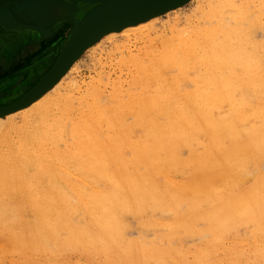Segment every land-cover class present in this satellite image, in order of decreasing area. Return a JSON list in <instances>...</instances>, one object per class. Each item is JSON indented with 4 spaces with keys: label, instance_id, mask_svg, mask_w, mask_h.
<instances>
[{
    "label": "bare ground",
    "instance_id": "6f19581e",
    "mask_svg": "<svg viewBox=\"0 0 264 264\" xmlns=\"http://www.w3.org/2000/svg\"><path fill=\"white\" fill-rule=\"evenodd\" d=\"M89 1L43 0L37 9L36 0H0L5 33L44 40L71 27L47 74L0 105L25 103L0 113V264H264V173L247 175L264 158V0H200L183 23V9L197 1L187 0L93 37L90 24L77 33L95 7L86 9ZM40 11L56 19L44 32L23 19ZM170 16L177 20L161 32ZM116 37L157 48L127 60L131 82L145 90L126 95L114 83L107 97L100 75L87 89L75 77L67 82L86 51ZM188 81L197 88L181 89ZM179 166L194 172L174 183L169 173ZM164 208L170 234L127 238L128 214ZM241 225L253 228L249 237L227 241ZM178 229L210 240L194 251L175 246Z\"/></svg>",
    "mask_w": 264,
    "mask_h": 264
},
{
    "label": "rangeland",
    "instance_id": "374dc122",
    "mask_svg": "<svg viewBox=\"0 0 264 264\" xmlns=\"http://www.w3.org/2000/svg\"><path fill=\"white\" fill-rule=\"evenodd\" d=\"M195 2L190 3L188 6H186L183 9L182 16H181V18L183 19L181 21L183 23L185 22L184 19H186L190 16H193V13L197 10L201 1L197 0ZM253 8L255 9L256 7L254 6ZM171 16L170 17H164L163 19H161L160 26H159V30L161 32L164 30V28H163L164 25L166 27H169V24H167L169 21L175 22L177 20V19H175V17H171ZM198 16L199 15H197V17L195 19H196L197 23H201V19L198 18ZM184 17H186V18H184ZM54 30L55 29H52V31H54ZM63 30H64L63 32H60L61 34L57 33L54 36H52L51 38L44 39V40L39 38L38 36L32 38V37H28V36L26 37L24 35L23 36L15 35V34L12 35L9 33L14 32L15 30L14 31L9 30V33H6L5 38L3 40H0V45H2L1 43H3V45L0 46V67H4L9 71L10 67H12L18 63H21V62L26 63L29 60H31L32 58H35V55H36V57H39L40 55H41L40 57L44 56L47 52L45 53V51H44L42 53H39L38 50L39 49L41 50V49H44L47 47H51V49L54 50V54H53L52 59H51L52 65L48 70L46 69L45 72L40 73V78L38 80H36L34 84L38 83L43 78V76L46 75L47 72L53 67L54 62L58 58L60 51L56 50V49H58V48H56L57 41L61 38V36L64 37L66 35H69V33L71 32L70 25L68 23H65ZM167 31H166L167 33L165 32V34L168 35V37H170L171 33H170L169 29H167ZM164 37L168 38L166 36H164ZM124 41L125 40L122 39L121 37H118V38L116 37L114 39V42H112V43L108 40V41H106L104 46L102 45V46L96 47L95 50L92 49L90 52L86 51L82 55L81 60L79 61L78 71H76L73 74V76L67 82H69L72 78L75 77L85 87L87 84H90L91 82H93L94 81L93 79L97 80L100 77L98 82L102 83L101 84L102 87L104 85L103 88L101 87V91H104L102 93L104 95H106L107 97L112 95L114 86L118 87V90L123 89V93L127 89L130 90V91H127V94H126V92L124 93L126 95H129L130 92H135L136 89H137L136 93L142 92L143 90H145L146 89L145 86H143L140 82L138 83V85H135V84H137L135 81H134V83L131 82L132 80H134L133 78H136L135 76L133 77V74H136V73H131V71H133L132 70L133 68L129 64V61H127V60H131V58L134 59L137 55H138L137 57L141 56V58H145L146 57L145 55H147L148 51L149 50L153 51V48L155 46H153L152 43H150V42H144L141 40L140 41L132 40V41H125V42ZM123 46H125V48H123ZM151 47H152V49H149ZM18 49L20 50L19 54L17 53ZM27 50H30V52ZM154 50H157V48L155 47ZM143 52H144V54H142ZM35 53H37V54H35ZM29 54H30V56L28 57ZM129 57H131V58L128 59ZM125 60L127 62H125ZM126 64H127V67H126ZM172 72H174V71H172ZM4 73H5L4 70H0V75H2ZM176 73L178 74L179 72L176 71ZM176 73L174 72L173 75H177ZM98 75H100V76L98 77ZM192 75L194 76L195 74L192 73ZM193 76H191V77H193ZM101 79H102V81H100ZM11 82H13V81L8 77V78H5L4 81L0 85V89L3 90V91H0V105L1 104L7 105L10 102H13L15 100L20 99L34 85L33 84L30 87V84H29L28 87L26 88L25 92L22 95H20V94L17 95V93L15 92L16 90H12L11 93L14 94V95H12V98H10L9 96L6 98L2 97L1 94H5L11 89V88H8V85ZM114 83H115V85L113 86ZM188 83H190V84H188ZM122 85H124V86H122ZM182 85L180 84L181 89L186 88L189 90H195V88H197L195 83L189 82V81L184 83L185 86H182ZM138 86H140V87H138ZM129 87H131V88H129ZM84 89H87V87H85ZM105 90H107V91H105ZM111 90H112V93H111ZM68 91H69L68 89H63L62 94H66ZM86 95L90 96V94H86ZM22 121H23L22 117L18 116L17 117V123L22 124ZM249 126L250 125H247V127H249ZM1 131H2V129H1V124H0V132ZM136 132L138 134H144V130L141 127H137ZM183 157L185 159L188 158V153L185 150L183 151ZM192 172H194V169L191 167L179 166V168L177 170H173L172 172L169 173V175L172 176L171 179L174 183H180V182L184 181L185 179H187L189 177V175L192 174ZM247 172H248L247 175H250V176H256L260 172L264 173V158L261 160L256 159V160L252 161L247 166ZM158 180L163 186H168L169 180H168L166 175H164L162 173L158 174ZM252 183H253V179H249V181L246 182L243 186H244V188L249 187ZM185 210H186V208L184 207L182 209V211H185ZM148 218L153 219L155 221V223H156L155 226H147L146 225L145 220ZM172 219H173V216L170 213L169 209H167V208H164L162 210H157L153 215H143V216L137 217L135 215L128 214L127 220H126L127 238L128 239H144L145 241L150 242V243L159 242L163 236L170 234L169 225H164V224L171 223ZM198 227L200 229H203L205 226L202 223H199ZM252 230H253V228H251V227L241 225L235 233L231 234L232 236L230 235L229 238H227V241H231V240L234 241L236 239H241V238L247 239ZM177 235L179 236V238H178L179 240L177 239L175 241V246L184 247V248L190 249L192 251H194L196 249H200L201 247H203L205 245V243L208 240H210V236L208 234L203 233V234H199V235H192V234L189 235V234H185L181 229H178ZM237 237H239V238H237ZM0 257H1V253H0ZM2 260H3L4 264H11L9 259H7V258L2 257Z\"/></svg>",
    "mask_w": 264,
    "mask_h": 264
},
{
    "label": "water",
    "instance_id": "95a60500",
    "mask_svg": "<svg viewBox=\"0 0 264 264\" xmlns=\"http://www.w3.org/2000/svg\"><path fill=\"white\" fill-rule=\"evenodd\" d=\"M187 0H94L89 1L91 4L85 6L87 9L89 5H95L93 10L85 17L82 22V28L77 30V33L90 24L91 36H96L100 29H113L131 24L142 19H145L156 13L164 12L168 9L176 7ZM68 11V10H67ZM1 13V9H0ZM15 16V15H14ZM114 27V28H111ZM74 35V34H73ZM77 36L74 35L72 39ZM91 37V38H92ZM94 41L87 40L86 44H91ZM87 44V45H88ZM27 103V102H26ZM25 104V103H24ZM24 104H19L12 108L0 109V113H5L10 109H16Z\"/></svg>",
    "mask_w": 264,
    "mask_h": 264
},
{
    "label": "flooded vegetation",
    "instance_id": "af4514ba",
    "mask_svg": "<svg viewBox=\"0 0 264 264\" xmlns=\"http://www.w3.org/2000/svg\"><path fill=\"white\" fill-rule=\"evenodd\" d=\"M38 51L39 53H42L44 51L45 53H47L42 57H40L41 55L39 57H36L35 54L37 53H35V58H32L26 63H18L10 67L9 71L4 67H0V70L5 71L4 74L0 75V85L4 81V79L8 77L13 81L8 85V88L11 89L5 94H1L2 97L6 98L9 96L10 98H12V95H14L13 93H11L12 90H16L15 92L17 93V95H22L29 84L31 87L35 83V81L40 78L41 72H45L46 69L48 70L51 67V59L54 54V50L51 49V47H47L41 50L39 49ZM17 53H20L19 49L17 50ZM29 56L30 54L28 55V57ZM0 91L3 90L0 89Z\"/></svg>",
    "mask_w": 264,
    "mask_h": 264
},
{
    "label": "snow or ice",
    "instance_id": "6c2138e0",
    "mask_svg": "<svg viewBox=\"0 0 264 264\" xmlns=\"http://www.w3.org/2000/svg\"><path fill=\"white\" fill-rule=\"evenodd\" d=\"M33 6L37 9H44L45 7L43 0H36ZM23 19L27 21L29 25L32 26L34 31L37 32H44L46 28H51L56 23V19L50 13H47L45 11L38 12L35 17L31 20L28 19V15H25ZM17 23L19 24L20 22L17 21ZM5 36L6 33L2 28H0V40H3Z\"/></svg>",
    "mask_w": 264,
    "mask_h": 264
}]
</instances>
